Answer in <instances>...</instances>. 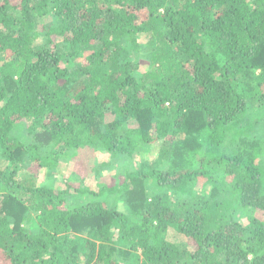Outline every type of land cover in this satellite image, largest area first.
<instances>
[{
  "label": "trees",
  "instance_id": "16d2710c",
  "mask_svg": "<svg viewBox=\"0 0 264 264\" xmlns=\"http://www.w3.org/2000/svg\"><path fill=\"white\" fill-rule=\"evenodd\" d=\"M0 264H264V0H0Z\"/></svg>",
  "mask_w": 264,
  "mask_h": 264
},
{
  "label": "rangeland",
  "instance_id": "374dc122",
  "mask_svg": "<svg viewBox=\"0 0 264 264\" xmlns=\"http://www.w3.org/2000/svg\"><path fill=\"white\" fill-rule=\"evenodd\" d=\"M38 31H41V27L38 28ZM145 41V39L143 40ZM136 62L142 63V67L144 68V61L141 60V58H136ZM259 108L254 107L253 109L250 110V115L249 118L254 121L255 118L260 116L262 114V111L260 113ZM154 148L150 153H146L143 158H136L135 161L131 162V166H133V169L139 168V165L143 162H151L156 159V154L157 150ZM97 157L95 154H89L86 150L78 152L77 157L72 160V161H62L61 166L57 172L54 174H51L50 176L37 169V166H34L29 169V173L31 175L36 174L37 175V180L36 182L39 185H45V186H50L58 191H64L67 189L68 183H75L77 182V177L74 174V172L79 174V170L82 168V164L85 165H91L94 162V159ZM106 158V156H100V160H103ZM129 165V164H128ZM128 165L124 164L122 162L117 163L114 165L113 168L109 171L101 172L100 174H95V172H88L87 178L83 181L84 185L86 186H115L117 184H121L124 181V175L126 172L129 170ZM38 173V174H37ZM86 173V174H87ZM29 174V175H30ZM21 176H25L24 172L21 171L20 173ZM27 176V174H26ZM148 186L147 189V195L148 197L153 196V189L149 188ZM105 206L112 209H118L121 212H127L128 207L127 204H125L122 200L119 194H111L107 199L105 200ZM247 219L248 218H241L240 223L243 225L247 224Z\"/></svg>",
  "mask_w": 264,
  "mask_h": 264
}]
</instances>
